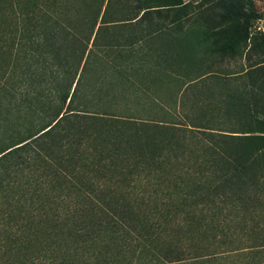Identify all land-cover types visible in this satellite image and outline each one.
I'll return each mask as SVG.
<instances>
[{
    "label": "trees",
    "instance_id": "1",
    "mask_svg": "<svg viewBox=\"0 0 264 264\" xmlns=\"http://www.w3.org/2000/svg\"><path fill=\"white\" fill-rule=\"evenodd\" d=\"M187 6L0 0V264H264V58L222 69L255 13L190 75L154 42Z\"/></svg>",
    "mask_w": 264,
    "mask_h": 264
},
{
    "label": "rangeland",
    "instance_id": "2",
    "mask_svg": "<svg viewBox=\"0 0 264 264\" xmlns=\"http://www.w3.org/2000/svg\"><path fill=\"white\" fill-rule=\"evenodd\" d=\"M182 1L188 5L187 16L181 21L179 30L167 27L168 30L165 29L162 34H158L154 42L157 45L163 43L170 45L173 42V60L176 61L178 69L180 68V71L189 72L190 75H193L205 70L207 64L213 61L211 59L215 58L203 54L202 49L203 46L208 44L204 35L206 27L217 23L214 18L220 11V9H216V3L219 0ZM238 1L244 9L254 12L255 18L250 22L248 38L242 44L236 57L222 66L223 73L237 71L241 68L245 69L248 64L258 62L264 58V0ZM248 49L249 51L246 52ZM248 58L249 60H247ZM244 78H242V81H246V78Z\"/></svg>",
    "mask_w": 264,
    "mask_h": 264
}]
</instances>
